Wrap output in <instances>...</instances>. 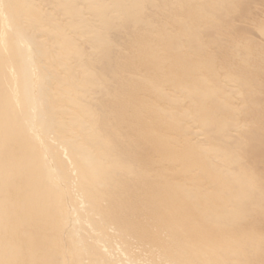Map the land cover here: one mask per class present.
I'll use <instances>...</instances> for the list:
<instances>
[{
	"label": "bare ground",
	"instance_id": "1",
	"mask_svg": "<svg viewBox=\"0 0 264 264\" xmlns=\"http://www.w3.org/2000/svg\"><path fill=\"white\" fill-rule=\"evenodd\" d=\"M0 264H264V0H0Z\"/></svg>",
	"mask_w": 264,
	"mask_h": 264
}]
</instances>
